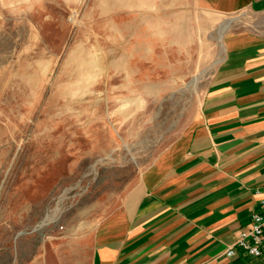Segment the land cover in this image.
Listing matches in <instances>:
<instances>
[{
    "label": "rangeland",
    "instance_id": "obj_1",
    "mask_svg": "<svg viewBox=\"0 0 264 264\" xmlns=\"http://www.w3.org/2000/svg\"><path fill=\"white\" fill-rule=\"evenodd\" d=\"M195 1L0 0V264H89L224 54Z\"/></svg>",
    "mask_w": 264,
    "mask_h": 264
},
{
    "label": "crops",
    "instance_id": "obj_2",
    "mask_svg": "<svg viewBox=\"0 0 264 264\" xmlns=\"http://www.w3.org/2000/svg\"><path fill=\"white\" fill-rule=\"evenodd\" d=\"M193 6L229 18L224 54L195 115L125 196L120 219L91 230L89 264H264V255L226 254L264 189V0ZM246 14L255 18L242 24Z\"/></svg>",
    "mask_w": 264,
    "mask_h": 264
},
{
    "label": "built area",
    "instance_id": "obj_3",
    "mask_svg": "<svg viewBox=\"0 0 264 264\" xmlns=\"http://www.w3.org/2000/svg\"><path fill=\"white\" fill-rule=\"evenodd\" d=\"M260 205L261 208L252 212L249 223L239 231L235 242L228 247V256L236 255L238 249L251 257L264 255V189Z\"/></svg>",
    "mask_w": 264,
    "mask_h": 264
}]
</instances>
